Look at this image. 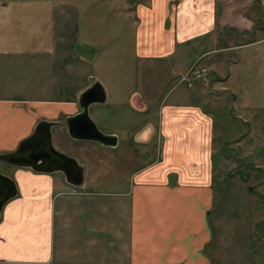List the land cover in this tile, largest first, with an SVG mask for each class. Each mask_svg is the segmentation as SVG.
Returning a JSON list of instances; mask_svg holds the SVG:
<instances>
[{"label":"crops","instance_id":"1","mask_svg":"<svg viewBox=\"0 0 264 264\" xmlns=\"http://www.w3.org/2000/svg\"><path fill=\"white\" fill-rule=\"evenodd\" d=\"M224 33L246 41L220 47ZM247 49L264 68V0L0 1V156L48 122L74 161L33 168L31 147L0 161V191L15 190L0 210V264H211L210 85L181 79L199 61L229 83V52ZM139 66L142 86L120 98ZM94 82L105 100L89 116L111 145L67 127Z\"/></svg>","mask_w":264,"mask_h":264},{"label":"rangeland","instance_id":"2","mask_svg":"<svg viewBox=\"0 0 264 264\" xmlns=\"http://www.w3.org/2000/svg\"><path fill=\"white\" fill-rule=\"evenodd\" d=\"M27 17H34L33 13L28 11ZM222 36L225 38L218 45L220 47L246 41L235 33ZM124 40L129 44L128 36ZM228 58L231 64L225 65L224 73L230 74L229 83L224 82L225 79H214L213 74L202 79L210 85L208 111L213 115L214 143H218L210 219L213 239L208 252L211 264H264L263 61L250 49L229 52ZM142 71L139 66L135 77L138 82L133 79L120 93V98L142 86ZM211 79L214 81L209 82ZM183 86L185 83L179 88Z\"/></svg>","mask_w":264,"mask_h":264},{"label":"water","instance_id":"3","mask_svg":"<svg viewBox=\"0 0 264 264\" xmlns=\"http://www.w3.org/2000/svg\"><path fill=\"white\" fill-rule=\"evenodd\" d=\"M105 100V93L102 86L98 82H94L86 91L79 97V104L81 112L75 117L66 121L69 129V134L78 136L79 133L88 140L101 144L111 145L115 139L100 132L95 123L89 116L88 107L92 104H102ZM54 123L42 122L36 126L34 133L24 141L14 154L0 156V161L16 164V158L26 152L31 147L28 156L22 160L23 163L29 164L36 168L38 162L40 166L53 162L55 160L67 161L68 164L74 161L67 156L60 154L52 147L50 129ZM27 159V160H26ZM12 184V182H11ZM15 190L12 193L8 191L6 195L0 197V210L5 202L14 196Z\"/></svg>","mask_w":264,"mask_h":264},{"label":"built area","instance_id":"4","mask_svg":"<svg viewBox=\"0 0 264 264\" xmlns=\"http://www.w3.org/2000/svg\"><path fill=\"white\" fill-rule=\"evenodd\" d=\"M209 74L207 67L200 65V62L196 61L182 77L181 81L187 82L190 86L193 81L204 79Z\"/></svg>","mask_w":264,"mask_h":264},{"label":"flooded vegetation","instance_id":"5","mask_svg":"<svg viewBox=\"0 0 264 264\" xmlns=\"http://www.w3.org/2000/svg\"><path fill=\"white\" fill-rule=\"evenodd\" d=\"M3 193H4V192H3ZM3 193L0 191V197L4 195Z\"/></svg>","mask_w":264,"mask_h":264}]
</instances>
